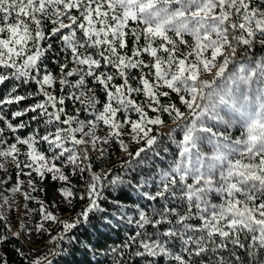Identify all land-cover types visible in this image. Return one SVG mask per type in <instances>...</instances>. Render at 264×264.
<instances>
[{
    "label": "snow or ice",
    "instance_id": "1",
    "mask_svg": "<svg viewBox=\"0 0 264 264\" xmlns=\"http://www.w3.org/2000/svg\"><path fill=\"white\" fill-rule=\"evenodd\" d=\"M0 89V170L14 165L11 192L21 191V176L31 192L49 176L84 181L82 191L58 189L70 209L84 202L68 218L37 200L36 231L52 247L32 257L17 248L28 264L81 250L86 264H264V0H0ZM26 100L34 102L19 107ZM29 113L38 127L21 136L28 123L13 121ZM165 114L171 161L134 168L146 164L142 154L170 151L160 148ZM112 142L129 157L124 175L91 162L89 146ZM131 143L142 146L132 152ZM97 213L103 243L84 235ZM4 227L0 245L9 233L21 237Z\"/></svg>",
    "mask_w": 264,
    "mask_h": 264
},
{
    "label": "trees",
    "instance_id": "2",
    "mask_svg": "<svg viewBox=\"0 0 264 264\" xmlns=\"http://www.w3.org/2000/svg\"><path fill=\"white\" fill-rule=\"evenodd\" d=\"M258 55L260 53H257ZM46 63L48 64V67L53 70L56 71V65L51 61H46ZM120 81H117V83H119ZM9 85L6 84L4 86V89H6ZM4 89H0V96L3 95V91ZM27 90H31V91H35V85H30L27 89H21V93H23L24 91ZM57 90H58V86H57ZM99 98L101 100L104 99V94L102 92H98ZM139 99H143V97H139ZM172 102H177L178 100L175 96V94H172V98H171ZM33 100H26L21 102V104L19 105V107H24L28 104L33 103ZM164 103H168V99H163ZM17 105H12L10 107H6L4 110L9 113V119H11L10 113L12 111L17 110ZM66 107L67 110L69 112L72 111V102L68 101L66 102ZM76 107H79V104H76ZM99 107V105H98ZM151 114V113H150ZM31 113H29L27 116L25 117H21V118H17V120L13 121V123H19L21 120H23L24 122L28 123V127L25 129H22L19 131V134L21 136H27L29 134H31V132L33 131V129L37 128L38 125L36 124V122H32L30 117H31ZM131 118L132 119H136L137 115L133 112L130 113ZM84 118V115L82 114V117ZM88 119H93L94 117L92 116H88ZM164 120H165V125H170L172 124L170 118H168V116L165 114L164 115ZM0 126H3L2 122H0ZM41 133L43 132V127L40 128ZM107 129L104 128L103 126H101L100 129L97 130V133L104 136L106 135ZM169 132V131H168ZM165 132L164 129L162 128L161 130V137L163 140V143L160 145V148H163L165 145H167L170 148V151L168 153H161V155L159 157H155L153 155L152 152H147L146 154H142L145 155V160H146V164L144 165H137L136 161H133V167L134 168H138V167H144L145 169H147V166L149 165H154L156 167H161L167 166V163H169L171 161V157L173 155V153L175 152V146L173 144L170 143L167 133ZM6 138L8 139L9 143L13 142L12 141V136L10 133L6 132L5 133ZM175 136L177 139L180 138V133L176 132ZM125 140V143L129 142V137L128 136H124L123 137ZM103 145V148L106 150L105 151V155L104 157H101L99 152H96V154H90V156L92 157V164L93 167L96 171H100L101 169L107 170V169H111L113 173H119L121 175L126 174L127 171L126 169L121 168V165L129 159V157L122 152V150L120 149V146L118 143L116 142H112L110 143V145ZM71 146V145H69ZM142 145H138L135 143H131L129 144V150L132 152H135L137 148L141 147ZM44 148L47 147V145H43ZM159 150V149H157ZM21 159H23V157H21ZM2 158H0V162H1ZM14 165H12L11 170L9 171H3L0 170V180H8L9 176H11V179L8 180L7 184H0V192L3 193L2 196H0V212H3L4 215L7 217L6 220L4 221H0V233H4L6 232V228L4 227L5 225L10 226L11 228V232L14 231V229L16 228L14 222H12L10 220V215L12 217H14V213L13 210L11 208L8 207L9 204V196L11 193V187L14 186L15 183V176H14ZM65 172L68 173V170L65 169ZM20 179L25 181V184L22 186L23 189L25 190V192H31V189L28 187L26 181L28 179V177L26 176H21ZM70 181H71V185H76L77 189L79 191H82V185L84 183L83 180L80 179L79 176H71L70 175ZM71 185L67 184L66 182H60V181H54L51 179V177L49 176L48 179H46L44 182L42 183H38L37 184V188L38 189H43V191H36V192H31V195L33 197H35L36 199L33 200H28L30 207L35 211L39 208V205L37 203V200H44L45 204L48 206L49 210L54 211L56 214L60 215L62 218H68L69 215H74L75 211H79L81 208V204L84 203L82 201H79L78 199H74L73 200V206H74V210L70 209L69 206L67 205L66 202H64L61 194L59 193L58 189L61 187H70ZM4 197H7V203H4ZM136 199V194L132 193V200ZM53 201H55L58 205V207L56 209H53L51 207ZM130 201H128V204L130 205ZM104 207H109L108 204H104ZM103 215V213H97L94 217H93V223L96 225L95 228H89L87 229V231L84 233L85 236L89 235V233H93V235L91 236L93 243L96 242V237L99 235L100 239H101V243H103L104 239L106 238L104 235L101 234H105L108 232V230L106 228H104L102 226V222L100 221L99 217ZM35 216H36V220L30 224H28V228L32 229V231H34L35 228H37V224L41 222L42 217L39 215L38 211H35ZM45 227H51L52 230V234L55 235L58 231H59V226L56 224H51L49 225L48 223H45ZM87 227V226H85ZM97 229H99V232H97ZM22 233H25V231L23 230ZM38 239L40 241V243H42L41 247L38 249H33L29 244L26 245V243H24V241L21 238H16L14 236H11L9 233V241L4 244V245H0V255H3L7 260H8V264H28L27 260H23L16 252L17 248H21L23 249L24 253L26 256L28 257H32V256H36V255H40L41 253L47 251L49 248L52 247V245L48 244L47 241L49 240V237L47 235V233L44 234H38ZM82 239L84 238V236L81 237ZM111 239L115 240L117 239L115 234L111 235ZM63 247L65 249H67L68 244L65 241L63 244ZM50 259L53 260V264H86V257L83 254V251H76L74 252V254L72 255H58L55 257H50Z\"/></svg>",
    "mask_w": 264,
    "mask_h": 264
},
{
    "label": "rangeland",
    "instance_id": "3",
    "mask_svg": "<svg viewBox=\"0 0 264 264\" xmlns=\"http://www.w3.org/2000/svg\"><path fill=\"white\" fill-rule=\"evenodd\" d=\"M258 48L259 46H257V49ZM257 53H259V51H257ZM204 78L207 79L209 77L205 76ZM172 127H173L172 124L165 125L163 129L165 132H168ZM233 134L238 135L239 134L238 130L234 129ZM97 135L102 136L98 133ZM101 148H103V145L98 144L97 150L93 151L91 147L89 146V154H92V155L96 154V152H99ZM1 162H4V161L1 160ZM6 168H7V171L11 170L12 164L6 163ZM23 192H25V190L22 187L21 191L16 192V193L11 192L9 196L10 200H9L8 207L11 208L14 213V217L10 215V220L14 222L16 226L13 232L21 231L22 233L24 230L25 233H22L20 238L24 241V243H26V245L29 244L33 249H38L41 247L42 243H40L38 239V235L36 231L37 228H35L34 231L28 228V224L36 220L35 211L30 207L29 202L24 199V196L22 194ZM29 236H31V241H29Z\"/></svg>",
    "mask_w": 264,
    "mask_h": 264
}]
</instances>
